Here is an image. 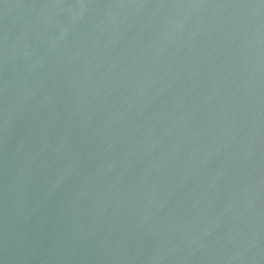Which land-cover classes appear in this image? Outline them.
Masks as SVG:
<instances>
[{
  "label": "water",
  "instance_id": "1",
  "mask_svg": "<svg viewBox=\"0 0 264 264\" xmlns=\"http://www.w3.org/2000/svg\"><path fill=\"white\" fill-rule=\"evenodd\" d=\"M0 264H264V0H0Z\"/></svg>",
  "mask_w": 264,
  "mask_h": 264
}]
</instances>
